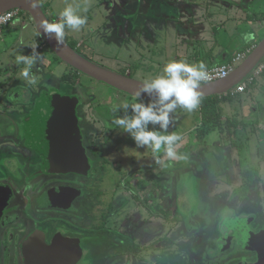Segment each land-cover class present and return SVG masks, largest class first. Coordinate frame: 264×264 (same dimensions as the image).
Instances as JSON below:
<instances>
[{
    "label": "flooded vegetation",
    "instance_id": "1",
    "mask_svg": "<svg viewBox=\"0 0 264 264\" xmlns=\"http://www.w3.org/2000/svg\"><path fill=\"white\" fill-rule=\"evenodd\" d=\"M41 7L44 9L42 5ZM49 20L52 22V19ZM39 43L41 45L36 48H39V50L47 49V46L41 40ZM67 43H70V41ZM53 59V66H55L58 60L54 56ZM53 66L51 69L55 71L56 68L53 69ZM65 67H68L69 71L62 72L64 78L66 75H74L72 76L74 80H79L82 77L80 72L64 65L63 68ZM39 71L57 89H53V93L45 96L57 100L72 115L78 135L79 149L88 161V169L85 174L73 172L48 173L45 171L42 156L30 146L28 133L30 117L35 113L39 114L44 97L41 98L39 105L36 107L34 94H31L29 89L18 93L17 90L11 88V84L3 82L2 88H0L1 99L13 97L19 100L20 97L24 98L23 94H26V100H28L25 104L27 111L26 114H23L27 115L30 111L31 114L28 122L21 124L20 119L13 121L8 117V112L11 111V103L4 102L0 104V136L4 135L1 139V142H4L2 147L14 148L0 153V157H5L7 156L6 153L10 152L21 163L24 161L31 162L37 169H40L38 174L41 175V170H43L45 175L43 174V179L40 181L36 180V177V179H30L26 169H24V175H21L23 172L21 171L22 165L12 164L14 160L6 161L7 166L11 169L0 170V264H85L86 251L97 244L110 248L111 260L107 262L108 264H207L203 258L199 257L201 255L198 249L188 248L186 251H182V248L188 247L190 242L198 241L199 238L196 237L198 236L197 233H179L180 227L183 226L181 217L173 215V221L179 222L176 227H170L169 230H166L167 221L163 220L165 215L162 217L155 214L156 211H152V209L156 210V207L159 209L163 207V210L166 207V198L164 197L166 183L164 175L166 172L164 166L167 161L173 159H169L165 155L163 147L162 150L153 152L146 146L144 155H141L140 160L132 158L129 151H119L121 146H130L132 136L115 126L113 117H123L126 114L132 115L130 108L124 110L118 107L124 102L131 103V99L124 98L120 91L114 94H119L120 97L126 99L125 101L111 98L112 93L106 96L105 99L96 98V95L88 93L85 83H81V87L76 82L79 85L78 87L74 80L66 83L64 79V83H59L57 81L58 76H55L51 70V73ZM116 72L122 74L118 70ZM125 75H130L129 70ZM40 76H37V81H39ZM262 77H264V71L256 81ZM37 83L36 86L39 85ZM44 85L45 83L33 89L41 92ZM105 90L106 88L103 91ZM66 92L72 93L71 103H64L58 99V93L64 95ZM246 92L240 93L238 96ZM226 98L232 97L220 98L217 96L219 107L220 103L227 102ZM115 107H118V110L113 112ZM197 113L200 115L199 106ZM228 114V112H223L219 108L216 117H208L204 120L200 115L198 125H195L189 134L192 133L196 136L195 142L197 138H201L198 140L204 142L208 147L207 149L210 150L208 143L215 135L213 134L214 129L220 127V129L227 130L234 119L237 120L241 114L244 115L243 112L232 113L236 117L234 118ZM172 119H175V117L172 116L171 121ZM2 121L5 124L10 123L9 125L12 126L13 131H6L1 134V131L6 129ZM156 128L160 134L161 131L165 130L161 129L159 125H156ZM260 128L264 131V127L260 126ZM117 136L120 138L115 139ZM206 136H209V138L202 140ZM219 137L224 144L229 141L225 136L220 135ZM180 139L178 142L182 143L186 137L183 136ZM186 140L184 142L188 144ZM131 149L135 150L134 148ZM181 149L182 147L179 146L177 153ZM99 150L104 151L102 156L98 154L96 156V152ZM108 151H110L111 159L113 158L110 160V164H108L107 158L109 154L106 155ZM114 153L119 155H112ZM100 156L102 159L99 158ZM135 161H137V169H133ZM124 162L127 163V168L123 169ZM108 165L116 168L117 175L118 172L121 173L120 177L115 179L117 183L114 184L117 188L115 193L112 197L109 196L108 203L88 200L87 194L102 192V181L103 178H106V171H103L101 167ZM228 168L229 164L227 162L214 157V162L206 168L208 179L210 178L217 183V188L222 189L223 193L231 188L233 192L230 194L232 196L229 199L234 198L235 201H238L236 206L251 203L253 209L260 206V210L255 212L256 215L233 220L234 223H229L230 227L227 231L226 225H223L222 236L218 239L221 245L218 248L223 247L225 249L223 252H226L231 246H234L246 248L249 253H241L232 258L224 257L225 260L221 264H264L261 258L262 249L257 245V242H253L254 238L250 229L253 220H261L264 227V215H260L262 214L261 209L264 207V192L259 191L258 167L253 169L252 166L246 165L245 169H237L239 171L237 175L234 169L230 173ZM134 173H138V175L134 176ZM69 176H71L70 179H62ZM236 176L238 177L236 178ZM229 180L231 183L233 181L235 184H240V188L234 189L233 183L230 185ZM158 198H160L159 201ZM87 210L92 212L89 215L90 217H87ZM145 213H150L151 216L148 218V215H144ZM239 214L240 212L233 211V215L238 216ZM88 218H90L89 222ZM153 218L157 221L158 232L156 238L151 240V233H148V230L143 229V227L146 220H152ZM141 223L142 225H139ZM236 231H239L241 235L243 234L242 241L244 244L238 236H235ZM206 246L207 250L210 247L216 250V245L210 241H207ZM152 248L158 251L159 254H151Z\"/></svg>",
    "mask_w": 264,
    "mask_h": 264
},
{
    "label": "rangeland",
    "instance_id": "2",
    "mask_svg": "<svg viewBox=\"0 0 264 264\" xmlns=\"http://www.w3.org/2000/svg\"><path fill=\"white\" fill-rule=\"evenodd\" d=\"M228 2V0H225ZM231 1V0H230ZM49 3L48 6L50 8L51 13H49L47 9V4H45V0H40L41 5L43 6L44 10L46 11L47 17L51 19L53 16L55 19H58V14L60 11H62L66 6L72 5L74 8L77 9V14L86 17L87 23L79 30V31H72L70 29H66V35L65 39L68 42L70 39L67 37V33H72L75 36H77L76 41V51L82 55L83 57H87L92 62H94L97 65H100L102 67L119 71L121 73H127V68H122L120 66H114V61H116L119 64H122L124 66L125 64L130 66L131 73L130 77L137 80L144 82L146 80L152 79V75L150 73V70L147 67H143L142 65V59L144 58L146 61H148L151 57H154V61L157 59V51H159V57L158 62L163 63L164 57H168L167 54L160 52V45L162 43V38L166 39L171 46L173 45V39H167L165 38L164 33H167L171 38L175 41H178L182 38V30H185V22L183 23H173L171 21H167V26L164 24V21L160 19V15L158 13L160 12L159 7H161L163 10H168L169 14H172V10L169 12V8L171 6L167 5L165 3V0H145L146 3H144V0H116V4L110 2V0H47L46 3ZM100 2H105L104 6L100 5ZM236 2H241L240 0H236ZM232 3V2H231ZM176 4V3H175ZM148 5V6H144ZM206 8L205 5H198L191 0L183 1L180 4H177V9L175 8V11L178 12L179 16L182 12H191L195 14L197 11H203V9ZM161 9V11H162ZM205 11V9H204ZM168 14V15H169ZM22 21L21 25L18 24L20 20H18L12 27H6V29L2 32V40H0V52L6 51V54H3L2 59L0 58V88H2V80H9L12 78H15L16 84L14 86H11L12 89L17 90L16 92L20 93V89L28 90L31 92V94H34V102L36 104V107L39 105V102L41 98H49L46 97L49 93H53V89H56V86L52 83L48 82V79L44 77L38 66H42L43 61L38 60L36 64L33 66V71L35 73V76L41 75V79L39 77V81L36 80L35 83H29L22 75V69L25 67L23 64H18L16 61L17 55H24L28 54L27 56L32 54L33 46L35 45L33 39H27L28 45L26 42L21 40L20 35L23 34L24 37H35L36 39L40 40L39 35L36 32L35 27L31 26L32 21L30 19V16L26 13L22 12ZM239 21V20H238ZM227 22H231L232 24H235L234 19L227 20ZM232 27V26H230ZM225 30V31H224ZM235 30L233 28H228V24H226L225 29L218 28L215 32H218L219 35L216 37L217 43L223 44V42H228V51L230 53H233L239 46L237 42H239V39H235L232 41V33ZM236 32V31H235ZM259 32V31H258ZM257 32V33H258ZM31 33V35H30ZM152 37L158 38L155 42L150 41ZM234 39V38H233ZM264 39V30L260 31L258 33L257 39L255 43L258 45L262 40ZM18 41V44H16ZM75 41V40H70ZM21 43H24L22 46ZM154 44V45H153ZM175 45V44H174ZM173 45V46H174ZM159 48V50H157ZM47 53L52 55V52L47 47ZM36 51L38 52L37 48ZM41 56V54H40ZM173 55L171 54L170 57ZM166 61V60H165ZM125 63V64H124ZM112 64V65H111ZM65 64L61 61H57L55 66H53L54 69L58 74H61L63 71L68 72V67L63 68ZM67 66V65H66ZM113 66V67H112ZM71 69V68H70ZM72 70V69H71ZM64 75V73L62 74ZM10 76V77H5ZM74 76V75H72ZM70 75H66L65 82L69 83L71 80H74V78ZM12 77V78H11ZM83 77V79H82ZM82 77L78 80H74L75 83L77 82L80 87L81 83H85L86 88L88 89V93L96 95V98L105 99L106 96L111 95L113 99L118 100H126L124 98H130L132 102V97L120 93L123 97H120L119 94L115 95L114 93H118L115 89H112L108 86H105L101 84L100 82H97L91 78L86 77L82 74ZM72 78V79H71ZM264 77L259 79L258 81H255L254 84L250 86V90L247 91L244 94L236 95L232 98H226V101L230 102L232 105L224 107V103H220L219 108L223 112H228V115H231L232 113L237 114L241 112L240 105L242 103L245 104L246 107H248V111L253 110V108H258L259 112L263 113L264 115V103L261 104L259 101L260 99L264 100V94H259L264 90L263 81ZM47 79V80H46ZM38 82V83H37ZM36 83L39 84L36 86ZM43 83H45L44 88L41 90V92L35 91L33 88H37L41 86ZM76 83V85H77ZM79 85H77L79 87ZM106 88L105 91H103ZM254 89V90H252ZM34 90V91H33ZM102 91V92H101ZM55 92V91H54ZM66 92L64 95L61 93H58L57 96L58 99L64 103L70 102L71 103V95L72 93ZM102 93V94H101ZM101 94V96H99ZM19 95V94H18ZM39 95V96H38ZM46 95V96H45ZM23 97L13 98V97H7L6 99H1L0 97V104H3L4 102L11 103V111L8 112V117L11 120H18L20 119L21 124L27 123L30 117V112L27 113L26 103L28 102L26 94H23ZM37 101H36V100ZM136 102H142V103H150L152 101H147L143 99H139ZM262 105V106H259ZM181 108L177 107L174 111L176 114H173L172 116L180 117L182 112H179ZM183 109V108H182ZM185 109H183L184 111ZM173 111V112H174ZM172 112V113H173ZM189 111L185 110L184 113H188ZM24 113V114H23ZM33 113V112H32ZM231 113V114H230ZM254 114L253 112H251ZM23 114V115H22ZM191 117L194 114H191V112L188 113ZM171 115V113H170ZM241 116V115H240ZM236 118V117H234ZM251 117H248L244 119V122H250ZM172 122H170L171 124ZM2 124L6 126L5 130L1 131V134L4 132L13 131L12 126L9 124H5L2 121ZM174 125V123L172 124ZM253 127V124L251 125ZM98 127V126H97ZM156 125L149 124L148 130L149 131H157ZM120 130H122L120 128ZM162 135H181L185 133L183 130H178V127L172 128L167 134L166 130L161 131ZM238 134V133H237ZM124 136V135H123ZM126 136V135H125ZM242 136V135H241ZM2 137L4 135L0 136V142ZM189 137V144L187 148L181 149L177 154L180 156V159H173L167 161V163L164 166V171L166 174L164 175L166 177V183H165V194L164 197L166 198V207L163 210L162 208H157L155 214L161 215L163 220L165 219L166 225L165 229L169 230V228H173L174 226L178 224L179 221L174 220L173 221V214L178 215V217H181L182 221V228L180 227L179 233H197L199 238L198 241H192L186 248H182V251H186V249H198L199 254L201 258L205 260L207 264H221L224 262L225 258H232L238 254H247L249 251L240 247H234L231 246L226 252H223L225 249L221 247V249L218 248L219 245H221L220 242H218V239L222 236V231L224 229L223 225L228 223H234L233 220L240 219V217H248L252 215H256L255 212H259L260 206H256L253 209V205L251 203H244V204H238L236 206V203L238 201H235L234 198L229 199L232 195V189L229 188L228 190H225L224 193L222 192V189L217 188L216 194L212 198H207L205 195H209L211 190L206 187V183L204 181H201L202 176L208 175V172L206 170L207 167L211 165L212 162H214V157H216L218 160H221L222 157L220 154L219 149H222L225 152V156L228 159L229 164V172L231 173V170L234 169L236 172V175L239 171L237 169L242 168L243 165H249L246 163H242L241 160H245L249 162L250 164H253V169H255L257 166H259V156H260V143L257 142V140H253L250 136H248V132L245 134L244 137H241L236 139L237 144L233 146H230V144H224L219 136H215L209 141V147L210 152H208L207 148H196L195 146V140L193 136H187ZM186 137V139H187ZM120 138L117 136L115 139ZM249 138V139H248ZM185 139V140H186ZM181 139H179L180 141ZM178 142V141H177ZM4 145V142L0 143V153L4 152L7 149H14L13 147H2ZM189 146L191 148L189 149ZM163 147V146H162ZM131 148H134L135 150H132ZM164 148V147H163ZM146 146H139L136 144L134 139L132 138V141L130 142V146H121V149H119L120 152H130V156L135 160H140L141 155H144ZM178 149V148H177ZM176 149V151H177ZM104 150V149H103ZM103 150H99L96 152V156L101 155ZM162 150V148H161ZM198 150V151H197ZM215 150L217 151V154H214ZM191 151V152H190ZM110 151L106 153L109 154ZM219 153V154H218ZM98 154V155H97ZM182 154V155H181ZM7 156L0 157V170L5 171L8 169H11V167L7 166V160H14L12 164L14 165H22L21 175H24V169H26L28 173V177L30 179L35 178L36 180L40 181L43 179V170H41L42 174H38L40 169H37L31 162H23L21 163L18 158H16L15 155H13L10 152L6 153ZM105 155V154H104ZM112 155H119V154H112ZM101 156L99 157L100 159ZM14 158V159H11ZM108 164L111 162V155H108ZM106 159V156H105ZM101 162V161H99ZM106 163V162H105ZM136 163L133 169L136 168ZM5 164V166H3ZM124 168H127L126 164L123 163ZM234 167V168H233ZM103 171L105 172L106 178H103V190L102 192H99L96 194L95 192H91L87 194L88 200H98L97 202H106L109 201V196H113V193H115V190L117 189L114 184H117L115 182L116 177H120L121 173L118 172V175L116 173V168L112 166H105L101 167ZM121 169V167H119ZM122 169V171H123ZM204 170V171H203ZM181 172L180 174H178ZM203 172V173H202ZM138 173H134V176H137ZM69 177H63L62 179H70ZM238 176H236L237 178ZM4 178V177H3ZM200 180V182L198 181ZM201 182H203V194H202V188ZM230 185L233 183L234 189H239L240 184H235L233 181H228ZM262 182V181H261ZM208 183L213 184V182L208 181ZM197 185L199 186V191L197 190ZM1 186V185H0ZM261 192H264V184L261 188ZM260 197V196H259ZM160 198H158L159 201ZM162 206V205H161ZM260 215H264V207H262ZM236 210V212H240L238 216L233 215V211ZM254 210V211H253ZM88 215L87 217H90L89 215L92 214V212H89L87 210ZM144 215H148L147 217L151 216L150 213H145ZM90 218H88L89 222ZM162 221V220H160ZM227 221V222H226ZM254 222L251 224V234L254 238L253 242H257V245L262 249V261L264 262V227L263 222L253 220ZM157 221L148 219V221H145L143 229L148 230V233H151V240H154L157 236V227L156 224ZM163 222V221H162ZM139 225H142L139 224ZM138 225V226H139ZM205 236V237H204ZM258 238V239H257ZM210 241L211 243L216 245V250L212 249L211 247L208 248L206 243L207 241ZM181 247V246H180ZM179 247V248H180ZM178 248V249H179ZM110 248H107L106 246H99L94 245L90 247V249H86V260H84L85 264H108L107 262L110 261ZM152 253H158L154 248L151 249ZM156 251V252H155ZM159 254V253H158ZM200 260V259H199ZM237 260V259H235Z\"/></svg>",
    "mask_w": 264,
    "mask_h": 264
},
{
    "label": "crops",
    "instance_id": "3",
    "mask_svg": "<svg viewBox=\"0 0 264 264\" xmlns=\"http://www.w3.org/2000/svg\"><path fill=\"white\" fill-rule=\"evenodd\" d=\"M46 1L47 0H45V4H47V9H48L49 13H51L50 8L48 6L49 3L48 2L46 3ZM148 1H151V0H148ZM183 1H188V0H165V3L169 6H171L169 8V12H170V10L173 9L172 14H169L168 10H165V9L163 10L161 7H159V9H160V12L158 13V15H160L159 18L164 21V23L162 25L165 24L167 26V21H171V22L176 23V24L185 22V24H183V26H185L186 31L182 30V38L179 39L178 41H175V43H174V39H176V38H171L169 35H167V33H164L165 38L173 39V45L174 44L175 45L171 46V44L166 39L162 38V43L159 47L161 49L160 52H161V54L165 53L168 55V57H164L163 63H160L157 61L158 57H159V51H157L156 61H154L155 60L154 57H151L148 61H146L144 58L141 60L143 67L148 68V66H149L148 69L150 70V73L153 76L152 78H155L156 76L161 75L164 65L166 63L174 61V60L175 61H184L189 65L197 64V63L202 61L207 65V67L209 69L211 67L218 66V65H221V64L227 62L236 53H238V52H240L246 48H249V47H255L257 45L255 43V41L257 39L258 33L260 31L264 30V0H240L241 2H238V3L236 2V0H231V1L228 0V2L225 0H191V2H193L195 4L205 5V7H206V8H204L205 11L203 9V11H197L195 14H193L191 12V9H190V12L184 11L179 16H177L178 12L175 11V8L177 9V4H180ZM110 2L112 3V5H113V3L116 4V0H110ZM144 3H146L145 0H144ZM100 5L104 6L105 2H100ZM144 6H148V5H144ZM161 9H162V11H161ZM51 19L53 21L55 19V17L53 16ZM230 19L231 20L234 19V22L236 21L235 24H232L231 22H227V20H230ZM19 20L20 21L18 22V24L21 25L22 17H20ZM17 21H18V19H17ZM16 22L13 23L12 25H9L8 27H12L13 25L17 24ZM226 24H228V28H233V30L236 31V32L234 31L232 33V41L235 39H239V42H237L239 44V46L233 53H230L228 51V42H223V44H219V43H217V39H216V37L219 35V33L215 32V31L219 27L225 29ZM31 26L34 27L33 23L32 24L30 23V27ZM230 26H232V27H230ZM247 33H252L254 35V39H252L248 42H245L243 37ZM30 35H31V33H30ZM20 37H21L22 42L24 40L27 45H28L27 39H33L36 47H38V45H41L39 43L40 40L36 39L35 37H32V38L31 37H24L23 34H21ZM67 37L70 40H75V41H71V42H74L77 45V41H76L77 36H75L72 33H67ZM157 39L158 38H156V37H152V39H150V41L155 42ZM0 40H2V37ZM16 44H18V41ZM21 45L23 46L24 43H21ZM159 48L157 50H159ZM37 50L41 54V59H39V60L43 61L42 66H40V67L38 66V68L42 72H45V73H47V72L51 73L50 72V70H51L53 72V74H55V76H58L59 79L57 81L59 83H64L63 82L64 76L62 75V73L58 74L51 69V67L54 65L53 53H52V55L47 53L46 49L39 50V48H37ZM6 51H7V49L5 51L0 52V58L1 59H2L3 54H6ZM171 54L173 55L172 57H170ZM24 55L27 56L28 54H24ZM113 64H115L114 66H120L123 69L127 68V71L129 70V73H131L130 66L126 65L125 63H124L125 64L124 66H122V64H119L118 62L116 64V61H114ZM32 71H35V70L32 69ZM5 77L7 78L10 76H5ZM262 80H264V79H262ZM1 82L2 83L6 82L8 84H11L12 86H14V84H16L15 78H12L9 80L5 79V80H2ZM263 86H264V81H263ZM252 90H254V89H252ZM20 91H24V89H20ZM259 94H261V95L264 94V90H262V92H260ZM259 102L261 104H263L264 100L260 99ZM231 105L232 104L228 101L224 102V107L226 108V106H227V109H228V106H231ZM259 106H262V105H259ZM240 107H241V112H243L244 115L241 114V116L237 120L234 119L233 123L229 125V128H227V130H223V128L220 129V127H218V129H214L213 134H215L214 137L216 135L218 136V134H219V136L221 135L222 137L225 136L227 138V140H229V141H227V144H230V146H233V147L235 144H237L236 139L239 140V138L244 137L247 132H248V136H250L253 140L254 139L257 140V142L260 143V145H259V147H260V156H259L260 164L257 167H258L259 178H260L259 191L261 192V188L264 184V131L262 130V128H260V126L264 127V115H263V113L259 112L258 108H255V109L253 108V110H251V112H253L254 114H252L250 112V110L249 111L247 110L248 107H246L244 103H242L240 105ZM184 111L181 108L179 112H182V114H181L182 116L176 117L174 115L175 119H172V121H171L172 115L176 114L175 112H177V111H174L173 113H171V116H169V119H170V122H172V123L169 124V126L167 127L166 134L172 128L177 126L178 130L180 129V130H183L185 132L183 134L185 137L190 135V136H193L195 139L196 136L192 133L189 134V132H191V129L194 128L195 125H198L200 115L197 113V109H195L194 111H191V114H194L191 117L189 115H185L186 113H184ZM230 116L234 117L233 114ZM248 117H251L250 122H248V121L244 122V119H246ZM0 118H1V116H0ZM173 123H174V125H172ZM252 124H253V127L251 126ZM177 136L179 138L183 137L182 132H181V135H177ZM187 138L188 139L186 140V142H188V144H189V142H190L189 137H187ZM208 138H209V136H206L202 140H207ZM198 139H201V138H197L196 143H195L196 148H200V149L208 148V147H206L204 142H201ZM184 141L182 143L178 142V145L181 146L182 149H185L188 147L187 143H185ZM190 148H191V146H189V149ZM207 150H208V152H210L209 149H207ZM219 151H220V154H222L221 160L228 163V159L225 156V152L222 149H219ZM214 154H217V152L215 151ZM241 162L249 164L248 166H253L252 163L250 164L249 162H247L243 159L241 160ZM243 168L245 169V165H243ZM207 180L208 181L211 180L210 178L208 179V175L202 176L201 181H204L206 183V187L211 190L209 195H205V196L207 198H212L216 194L217 183H215L213 180H211L210 182H213V184H211V183H208ZM198 181L200 182V180H198ZM203 184L204 183L201 182L200 188L203 187ZM197 190L199 191L198 185H197ZM203 190H204V188H202V194H203ZM225 225H226V231H227V229L230 227L229 223H226Z\"/></svg>",
    "mask_w": 264,
    "mask_h": 264
},
{
    "label": "water",
    "instance_id": "4",
    "mask_svg": "<svg viewBox=\"0 0 264 264\" xmlns=\"http://www.w3.org/2000/svg\"><path fill=\"white\" fill-rule=\"evenodd\" d=\"M11 9L28 14L37 34L53 55L86 77L129 96H132L143 83L128 75H122L95 64L80 55L65 40L62 43H57L54 39L48 38L43 31L42 22L51 23V21L43 11L40 1L36 7H33L30 0H0V14ZM263 57L264 39L253 48L228 78L201 85L197 91L202 94V98L223 95L242 81ZM140 99L154 101L155 95L149 97L142 93ZM42 103L39 114L35 113L29 120L28 133L31 148L37 150L42 156L45 171L48 173L85 174L88 169V161L79 149L78 135L69 110L64 109L62 104L54 98H43ZM235 236H238L240 241L244 237L243 234H239V231H236ZM242 243L244 244L243 241Z\"/></svg>",
    "mask_w": 264,
    "mask_h": 264
},
{
    "label": "clouds",
    "instance_id": "5",
    "mask_svg": "<svg viewBox=\"0 0 264 264\" xmlns=\"http://www.w3.org/2000/svg\"><path fill=\"white\" fill-rule=\"evenodd\" d=\"M31 6L36 7L39 0H30ZM22 12L21 16L22 17ZM56 22H42L45 35L54 39L57 43H62L65 39L66 29L79 31L86 23L84 16L77 14V9L72 5L66 6L58 14ZM245 42L254 39L252 33H247L243 37ZM41 59L40 53L33 46L32 54L29 56L17 55L18 64H23L21 75L29 82L35 83L36 76L32 71L36 62ZM211 78L207 65L204 62L189 65L184 61H171L164 65L162 74L155 78L144 81L140 87L132 94V102H124L118 106L124 110L131 109L132 115L123 117H113V124L129 133L137 145L147 146L153 152H158L164 147L165 155L169 159H180L176 149L179 147L177 135H162L156 131H149V124L159 125L161 129H167L170 124V113L177 107L189 112L198 108L201 103L202 94L197 91L201 82L209 81ZM149 97L155 95V100L150 103L136 102L141 94ZM113 109V112L118 110Z\"/></svg>",
    "mask_w": 264,
    "mask_h": 264
},
{
    "label": "built area",
    "instance_id": "6",
    "mask_svg": "<svg viewBox=\"0 0 264 264\" xmlns=\"http://www.w3.org/2000/svg\"><path fill=\"white\" fill-rule=\"evenodd\" d=\"M21 11L17 9H11L0 14V39L2 37L3 30L19 20ZM58 19H54L52 22H56ZM254 47L246 48L236 53L227 62L209 68L210 80L201 82V85L213 83L216 81L224 80L229 77L233 70L251 53ZM264 71V57L257 63L252 71L240 81L234 88L230 89L219 97H235L236 95L248 91L249 87L261 76Z\"/></svg>",
    "mask_w": 264,
    "mask_h": 264
},
{
    "label": "trees",
    "instance_id": "7",
    "mask_svg": "<svg viewBox=\"0 0 264 264\" xmlns=\"http://www.w3.org/2000/svg\"><path fill=\"white\" fill-rule=\"evenodd\" d=\"M43 11L45 12L44 9H43ZM40 40L43 44H45V42L42 40V38H40ZM68 44L73 49H76V43L70 42ZM122 75H125V73H122ZM216 98H217L216 96L201 98V103L199 104V113L204 118V120H206L208 117H216L218 115L219 102L217 101Z\"/></svg>",
    "mask_w": 264,
    "mask_h": 264
}]
</instances>
